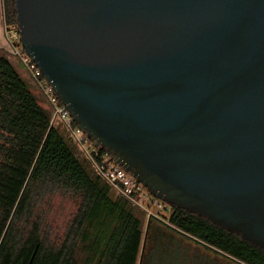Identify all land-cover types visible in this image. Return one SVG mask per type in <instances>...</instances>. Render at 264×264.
Here are the masks:
<instances>
[{"label": "water", "instance_id": "95a60500", "mask_svg": "<svg viewBox=\"0 0 264 264\" xmlns=\"http://www.w3.org/2000/svg\"><path fill=\"white\" fill-rule=\"evenodd\" d=\"M20 41L97 145L264 249V0H16Z\"/></svg>", "mask_w": 264, "mask_h": 264}, {"label": "trees", "instance_id": "16d2710c", "mask_svg": "<svg viewBox=\"0 0 264 264\" xmlns=\"http://www.w3.org/2000/svg\"><path fill=\"white\" fill-rule=\"evenodd\" d=\"M3 11L7 29L17 26L16 0H3ZM12 55L0 50V206L6 212L0 225V264H79L76 243L73 247L64 244L48 248L34 238L18 247L6 224L23 209L29 181L49 176L84 195L76 217L82 227L84 264H202L200 257L188 263L192 256L181 253L182 240H190L235 264H264L263 248L214 224L207 216L167 202L169 212L156 211L158 217L151 216L146 238L142 214L146 210L135 213V202L121 194L112 196L111 185L86 168L57 124L52 123V108L38 86L33 80L36 91L30 87ZM173 233L181 238L179 247L163 253L157 244L145 257L142 248H147L149 238L175 239Z\"/></svg>", "mask_w": 264, "mask_h": 264}, {"label": "rangeland", "instance_id": "374dc122", "mask_svg": "<svg viewBox=\"0 0 264 264\" xmlns=\"http://www.w3.org/2000/svg\"><path fill=\"white\" fill-rule=\"evenodd\" d=\"M13 26L10 29H14L15 31ZM10 29L8 31L11 34L12 32ZM12 35H10V38L13 41H16L14 45H22L20 39L16 37V34L14 35L15 37ZM11 57L16 64L18 71L27 80L30 87L36 91L33 79L25 65L16 55L13 54ZM44 104L46 105V103ZM57 126L75 154L80 158L86 168L94 175L93 171H95V169L93 168L91 162L80 150L79 146L75 143L66 127L61 122H58ZM0 142L2 141L0 140ZM2 160L3 158L0 154V162ZM26 191L27 200L23 209L16 213L9 221L6 220V224L10 227L11 233L13 234L12 237H15L17 241V246L21 247L24 242L34 238L41 241L48 248H59L64 244L73 247L74 243H76L78 245L77 255L79 264H84L86 261V252H83L82 249H80L81 244L84 243L83 234H81L82 227L78 226L76 221L79 210L84 203L83 193L77 188L63 185L60 179H57L53 176L43 177L38 180H30L26 185ZM111 191V194L114 197L119 194L114 189H111ZM135 204V207L132 206L134 208V212H142L141 209H143V207ZM150 209L153 212L161 211V208L156 204L151 205ZM149 213L150 211L147 210L142 212L145 222L144 228L146 231V238L148 222L152 218V215ZM5 217L6 212L0 206V225L5 221ZM152 220L159 222L155 218ZM160 227L166 230L164 227ZM172 235L175 237V239L164 238L163 240L156 237V235L152 238H149L146 245L147 248H142V252L143 249L144 253L146 252L145 257L151 255L149 250L151 248L154 249L157 244H159V250H162L163 253L169 252L171 248L176 249L179 247L178 240H181L180 236L175 233ZM182 241L183 244L180 246L181 253H184L187 256H192L189 258L190 262L188 263H191V261L200 257L202 264H217L216 259H218V264H235L222 256H216L213 251L198 246L190 240Z\"/></svg>", "mask_w": 264, "mask_h": 264}, {"label": "built area", "instance_id": "2783aa9c", "mask_svg": "<svg viewBox=\"0 0 264 264\" xmlns=\"http://www.w3.org/2000/svg\"><path fill=\"white\" fill-rule=\"evenodd\" d=\"M13 27L15 28L16 36H18V25ZM12 30L14 31V29ZM11 53L16 55L25 65L47 103L51 106L53 111L52 123L57 124L61 122L66 127L75 143L91 162L95 171L101 175L115 191L142 206L145 210L150 211V215L158 217L157 212H153L150 209L151 205L155 204L161 208V211L165 213L169 212V205L147 191L148 189L143 183L116 161L115 154L110 149L97 145L95 140L89 137L84 129L79 127L74 115L57 94L53 85L46 79L41 68L26 52L23 46L14 45Z\"/></svg>", "mask_w": 264, "mask_h": 264}, {"label": "crops", "instance_id": "0c3cea01", "mask_svg": "<svg viewBox=\"0 0 264 264\" xmlns=\"http://www.w3.org/2000/svg\"><path fill=\"white\" fill-rule=\"evenodd\" d=\"M8 30L9 29H7L6 24H5V19H4L3 0H0V50L7 51L11 54V50L14 44L16 43V41H13L10 38V35H12L13 33L12 36H14L15 31L11 30L12 33L10 34Z\"/></svg>", "mask_w": 264, "mask_h": 264}]
</instances>
